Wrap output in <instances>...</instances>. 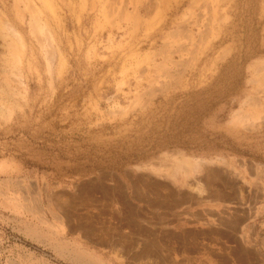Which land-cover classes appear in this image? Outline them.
Returning <instances> with one entry per match:
<instances>
[{
    "label": "rangeland",
    "instance_id": "1",
    "mask_svg": "<svg viewBox=\"0 0 264 264\" xmlns=\"http://www.w3.org/2000/svg\"><path fill=\"white\" fill-rule=\"evenodd\" d=\"M163 1L0 0V157L131 169L164 212L264 210V0Z\"/></svg>",
    "mask_w": 264,
    "mask_h": 264
},
{
    "label": "crops",
    "instance_id": "2",
    "mask_svg": "<svg viewBox=\"0 0 264 264\" xmlns=\"http://www.w3.org/2000/svg\"><path fill=\"white\" fill-rule=\"evenodd\" d=\"M29 148L34 161L26 165L13 153L0 157L8 165L0 170L3 264H264L262 209L245 217L242 211L229 217L224 211L179 212L172 198L164 212L161 186L141 187L131 169L70 161L77 167L72 171L65 158L41 163L46 158L36 154L45 147ZM259 221L260 242L254 231L244 234ZM165 251L171 252L170 262Z\"/></svg>",
    "mask_w": 264,
    "mask_h": 264
},
{
    "label": "bare ground",
    "instance_id": "3",
    "mask_svg": "<svg viewBox=\"0 0 264 264\" xmlns=\"http://www.w3.org/2000/svg\"><path fill=\"white\" fill-rule=\"evenodd\" d=\"M64 1V0H63ZM145 1V0H144ZM169 1H171V0H165V1H163V3L165 4V3H167V2H169ZM222 1V0H221ZM220 0H192L191 2H192V4H194V5H197V4H202V6H204V7H209V5H213V3H215V2H221ZM44 2V1H43ZM66 2V1H65ZM131 2L132 3H134V4H140L141 2H143V0H131ZM190 2V3H191ZM48 6H50L51 4H52V0H50V3H46ZM142 4V3H141ZM145 5V4H144ZM109 6V5H108ZM142 6V5H141ZM150 7V6H149ZM149 9V8H148ZM161 9V8H160ZM160 9H158L157 10V14H155V17H160V16H162L163 15V12H164V9L165 8H162L161 10ZM47 10V9H46ZM139 10V9H138ZM150 10H151V8H150ZM52 11V10H51ZM30 12H31V15H32V21H33V27H34V32L35 33H39L40 32V34H41V32H45V27H44V25L42 24L43 22H42V16H41V12H40V10H38V8H34L32 5H30ZM147 12V11H146ZM50 13V12H49ZM125 13H126V10H125ZM103 14H104V16H106L107 17V15H108V17L110 18V16L111 15H113V13H110V12H108V14H107V11H106V9H104V11H103ZM119 15V17L118 18H120V19H122V20H125V21H129V22H131L132 24H133V28L134 29H136L137 27H139L140 25H141V23H142V20L140 19V17H139V15H137L135 12H132V13H130V14H118ZM121 21V20H120ZM127 25V24H126ZM48 31V30H47ZM46 31V32H47ZM170 37H175V33L174 34H171V36ZM17 46V45H16ZM223 50V49H222ZM256 102V101H255ZM257 103V102H256ZM254 105H255V103H254ZM252 106V105H251ZM258 107V106H257ZM253 108V107H252ZM242 112H239L238 113V117H240V116H242ZM244 115V114H243ZM245 115H247V114H245ZM244 115V116H245ZM249 116H255V115H258V113L256 112V114H255V112H250V114H248ZM236 117V116H235ZM234 117V118H235ZM193 166V163H191V162H187V165L185 166V169L186 170H191V167ZM221 219V218H220Z\"/></svg>",
    "mask_w": 264,
    "mask_h": 264
}]
</instances>
